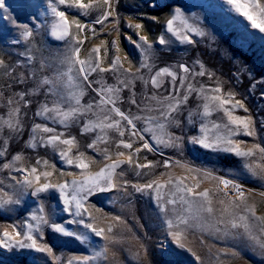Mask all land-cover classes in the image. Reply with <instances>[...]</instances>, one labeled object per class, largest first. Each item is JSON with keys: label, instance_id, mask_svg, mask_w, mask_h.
Listing matches in <instances>:
<instances>
[{"label": "rangeland", "instance_id": "1", "mask_svg": "<svg viewBox=\"0 0 264 264\" xmlns=\"http://www.w3.org/2000/svg\"><path fill=\"white\" fill-rule=\"evenodd\" d=\"M0 264H264V0H0Z\"/></svg>", "mask_w": 264, "mask_h": 264}]
</instances>
